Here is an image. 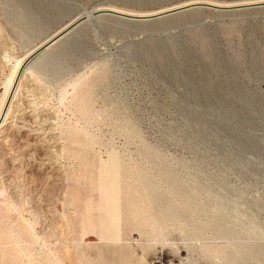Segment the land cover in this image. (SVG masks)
I'll return each instance as SVG.
<instances>
[{
  "label": "rangeland",
  "instance_id": "374dc122",
  "mask_svg": "<svg viewBox=\"0 0 264 264\" xmlns=\"http://www.w3.org/2000/svg\"><path fill=\"white\" fill-rule=\"evenodd\" d=\"M183 1L0 0V264H264V7L95 10Z\"/></svg>",
  "mask_w": 264,
  "mask_h": 264
},
{
  "label": "bare ground",
  "instance_id": "6f19581e",
  "mask_svg": "<svg viewBox=\"0 0 264 264\" xmlns=\"http://www.w3.org/2000/svg\"><path fill=\"white\" fill-rule=\"evenodd\" d=\"M260 3H264V0H239V1H230V2H219V1H215V0H185V1L180 2V3L172 4L169 6H164L162 8H159L156 10H151V11H138V10H132V9H128V8L116 7V6H112V5L99 6L95 10L96 11L108 10V11H113V12H117V13H121V14L131 15V16L150 17V16L159 15V14H164V13H167V12H170L173 10L181 9V8L188 7V6L195 5V4H207V5L217 7V8L231 9V8L248 6V5H253V4H260ZM181 14H183V13H181ZM177 15H179V14H177ZM177 15H174V16H177ZM89 16H92V13L90 11L81 12L80 14L75 16L73 19H71L69 22H67L65 25H63L61 28H59L55 32L51 33L44 41H42L39 45H37L33 49H31L25 56L21 57L17 61L18 62L17 72H18L19 68L21 67L19 79H21V77L29 71L32 63L37 61L48 50H50L53 46H55L56 44H58L60 41H62L63 39H65L67 37L66 36L65 38H63L64 37L63 36L62 38H59V36H57L59 34V32L62 31V29H65L66 27H68L72 23L79 21L83 17H89ZM174 16H171V17H174ZM171 17H167V18H171ZM54 40H56V41L53 44H50L43 52H40V49H42V47H44L45 45H48L49 43H51ZM18 86H19V81L17 80L15 82V78H14V81L11 84V86L9 87V90L7 92V95L5 98L6 100H5L4 104H2V107L0 109V129H2L6 125V117L10 111L11 103L16 96ZM90 99H91L90 92H89L88 96L76 95V101L79 104H81L82 108H89L90 107V104H87V100H90ZM3 112H4V115H3ZM20 135H19V137H20ZM3 143H5V142H3ZM140 191H141L142 196H144V198L147 200V203L149 206H152L156 202V193H154V189L152 187H150L147 183H145V185L140 189ZM136 208L137 207H135L134 209H136ZM144 208H145V211L147 213L146 219L147 220L148 219L149 220L154 219V215H152L151 212L153 211V209L155 207H144ZM161 208H162L161 209L162 215L165 217L174 216L178 213V208L173 207V205H169L168 207H161Z\"/></svg>",
  "mask_w": 264,
  "mask_h": 264
},
{
  "label": "water",
  "instance_id": "95a60500",
  "mask_svg": "<svg viewBox=\"0 0 264 264\" xmlns=\"http://www.w3.org/2000/svg\"><path fill=\"white\" fill-rule=\"evenodd\" d=\"M263 7H264V3L253 4V5L242 6V7H236V8H231V9L217 8V7H214L211 5H207V4H195V5H191L188 7L181 8V9L173 10V11H170V12H167L164 14H159V15L150 16V17H137V16L121 14V13H117V12H113V11H108V10L98 12V14L113 15V16H116L118 18H122L128 22H133L136 24H146V23H156V22H159L162 19H165L167 17H171V16L181 14V13H185V12H189L191 10L198 9V8L212 9V10H248V9H252V8H263ZM98 14H96V16ZM93 16H95V15H92L89 17L92 18ZM87 19H88V17H83L79 21L72 23L71 25H69L65 29H62V31H60L57 36H59V38H62L64 36L63 38H65L69 34L73 33ZM56 40H54L51 43H49L48 45H45L44 47H42V49H40V52H43L50 44H53Z\"/></svg>",
  "mask_w": 264,
  "mask_h": 264
}]
</instances>
